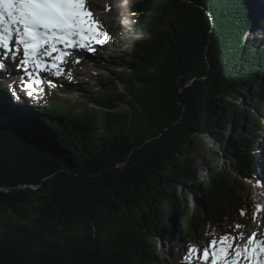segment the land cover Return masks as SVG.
Wrapping results in <instances>:
<instances>
[{"label":"trees","instance_id":"1","mask_svg":"<svg viewBox=\"0 0 264 264\" xmlns=\"http://www.w3.org/2000/svg\"><path fill=\"white\" fill-rule=\"evenodd\" d=\"M128 7L136 37L123 71L90 56L127 94L56 80L95 107L67 113L54 93L26 95L16 70L1 74L0 264H167L169 242L170 264H183L205 232L252 220L242 180H253L264 135V0ZM250 31L260 37L245 41ZM202 136L220 144L205 176Z\"/></svg>","mask_w":264,"mask_h":264},{"label":"snow or ice","instance_id":"2","mask_svg":"<svg viewBox=\"0 0 264 264\" xmlns=\"http://www.w3.org/2000/svg\"><path fill=\"white\" fill-rule=\"evenodd\" d=\"M110 39L89 0H0V74H11L15 64L28 96L44 94L45 83L52 86L43 74L70 76L65 65L74 52H95L96 45ZM262 210L264 205H255L253 221ZM240 214L246 215L244 209ZM262 225L249 235L240 231L245 226L239 223L229 225L230 232L211 229L199 243L187 246L183 264H264Z\"/></svg>","mask_w":264,"mask_h":264},{"label":"rangeland","instance_id":"3","mask_svg":"<svg viewBox=\"0 0 264 264\" xmlns=\"http://www.w3.org/2000/svg\"><path fill=\"white\" fill-rule=\"evenodd\" d=\"M94 2V3H93ZM97 1L91 0L90 7L92 12H94L95 19L100 22V24L103 26V30H106L107 33L110 35L111 39L105 43L103 46L96 45V51L95 53L88 52V51H79L76 54H73L70 58H68V63L65 65V71L70 72L71 75H63V76H52L49 77L47 74H43L45 76V79H51L52 80V86H48L47 83H45V90L50 93H54L58 98V103L62 106L64 112H75V113H83L84 111L89 112L90 110L94 109V105L88 104L89 99L86 96L81 95L78 92H69L65 91V89H62L59 87V84L57 81L67 80L69 81V78L71 77H80V80L86 81V82H92L94 84V91L99 94L100 96L110 97V98H117L121 94H127V89L125 83L119 81H115V84H109L108 79H110V74L104 70V68L99 65L101 68H98L97 63L94 61L93 58H90V56H93L96 59L104 60L107 62L108 68L117 70V72H122L123 69L117 67L120 63L126 61V54H130L132 50V44L136 37L134 35L133 29H132V23L136 19V15L129 12V0H110V5L112 6H120V12L119 13H113L110 12L109 8H104V10H101V6H104V2L95 3ZM103 11V12H102ZM132 14V15H131ZM149 14H144V18H147ZM149 18V17H148ZM101 20V21H100ZM253 36L260 37L259 32H248L245 36V41H249V39H252ZM114 41V42H113ZM113 42V43H111ZM109 43V44H108ZM111 45V46H110ZM110 46V47H109ZM123 48V49H121ZM123 53V54H121ZM79 60V64L76 62ZM15 68L13 66V71L9 75H14ZM4 75V74H2ZM6 77L5 75L3 76ZM1 79V74H0ZM78 79V78H77ZM57 80V81H56ZM42 95L38 96L39 98L42 97ZM22 109V108H20ZM16 111L17 113L21 110ZM117 112H129V107L127 105H120V107L116 110ZM15 113V111H14ZM16 113V114H17ZM261 139L256 140L257 147L256 149L260 150V155L262 159V153H264V135H261ZM198 147L200 152L202 153V159L198 163V167L203 168L201 170V173L203 176H205V165L207 163L212 162V159L217 157L216 152L219 151L220 144L216 141L215 137H209V136H202L198 139ZM255 149V151H256ZM258 155V154H257ZM259 162V156H257V163ZM218 166L220 167L222 165V162L219 160L217 162ZM230 170L228 169V172ZM232 180H240L241 178L238 175H235L234 173H231ZM243 181V180H242ZM244 188V194H246L249 198V200L255 205L258 203V199H255V191L249 186L248 184L243 183ZM178 194L180 197H183V193L181 189L178 190ZM188 202L190 205L194 202L192 196L188 198ZM186 207V204L180 202L178 210L184 212ZM193 208V205H192ZM195 216H198L200 212L194 211L193 212ZM261 213V212H260ZM205 213L202 212V215ZM260 216V217H259ZM171 220L174 218L171 217ZM257 222L253 223L251 225H247L244 227V230L246 232V235L251 234L252 231L258 230L257 226L258 224H261L264 222V214H258ZM243 224V223H242ZM264 226V225H262ZM176 229L179 230L180 226H176ZM230 231H233L231 229ZM173 238V235H171ZM183 245V244H182ZM175 244L173 242H169L168 244V252L165 251V255L163 259L165 261H168L170 264L169 254H170V248L174 247ZM160 252V248L158 249ZM158 252V253H159ZM175 260V256H173V261Z\"/></svg>","mask_w":264,"mask_h":264},{"label":"bare ground","instance_id":"4","mask_svg":"<svg viewBox=\"0 0 264 264\" xmlns=\"http://www.w3.org/2000/svg\"><path fill=\"white\" fill-rule=\"evenodd\" d=\"M91 0H89L90 2ZM97 2H95L96 4L99 3V2H104L105 5L104 6H101V10H104V8H109L110 12H113V13H119L120 11V6L116 5V6H112L110 5V0H95ZM94 3V2H93ZM98 5V4H97ZM93 9V8H91ZM103 12V11H102ZM94 13V12H93ZM123 13V12H122ZM122 13H119L120 15H122ZM132 15V14H131ZM101 21V20H100ZM262 149V147L260 148V150ZM259 154H260V151H259ZM262 159L259 160V162L262 164V167H263V170H264V153H262ZM263 181H264V174H263ZM259 188H260V191L264 193V184H260L259 185Z\"/></svg>","mask_w":264,"mask_h":264},{"label":"water","instance_id":"5","mask_svg":"<svg viewBox=\"0 0 264 264\" xmlns=\"http://www.w3.org/2000/svg\"><path fill=\"white\" fill-rule=\"evenodd\" d=\"M13 110L15 111V113H17V112H16L17 110H15V109H13ZM6 190H7V191H13L14 189H12V188H7ZM169 250H170L171 255H172V258H173V248L171 247Z\"/></svg>","mask_w":264,"mask_h":264}]
</instances>
